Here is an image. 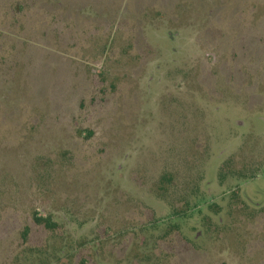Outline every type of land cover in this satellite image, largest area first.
I'll list each match as a JSON object with an SVG mask.
<instances>
[{
  "label": "rangeland",
  "instance_id": "1",
  "mask_svg": "<svg viewBox=\"0 0 264 264\" xmlns=\"http://www.w3.org/2000/svg\"><path fill=\"white\" fill-rule=\"evenodd\" d=\"M0 264H264V0H0Z\"/></svg>",
  "mask_w": 264,
  "mask_h": 264
},
{
  "label": "trees",
  "instance_id": "2",
  "mask_svg": "<svg viewBox=\"0 0 264 264\" xmlns=\"http://www.w3.org/2000/svg\"><path fill=\"white\" fill-rule=\"evenodd\" d=\"M35 222L39 226H43L48 230H54L57 225L51 221L50 217H35ZM28 232V230H26Z\"/></svg>",
  "mask_w": 264,
  "mask_h": 264
}]
</instances>
